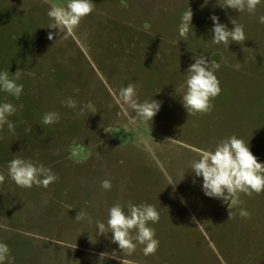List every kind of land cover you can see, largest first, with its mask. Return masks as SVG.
Returning a JSON list of instances; mask_svg holds the SVG:
<instances>
[{
    "label": "rangeland",
    "instance_id": "rangeland-1",
    "mask_svg": "<svg viewBox=\"0 0 264 264\" xmlns=\"http://www.w3.org/2000/svg\"><path fill=\"white\" fill-rule=\"evenodd\" d=\"M223 2L93 0L92 14L65 37L48 28L47 11L68 0H0V71L11 77L21 70L23 84L19 99L0 91V103L17 109L9 117L15 132L7 125L0 131L5 264H120L111 254L123 259L122 250L111 232L98 235L95 221L107 226L109 208L120 202L127 212L129 201L154 205L160 217L149 222L157 252L145 256L138 245L124 257L132 264H264V192L211 198L190 169L203 150L232 135L264 163V0L255 15L221 8ZM188 7L192 30L183 38L178 25ZM212 15L229 29L236 18L247 40L214 44ZM200 55L220 64L222 90L210 113L189 116L175 87ZM129 83L139 102H161L152 121L118 103ZM67 97L76 109L61 104ZM53 111L59 123L44 125ZM16 157L51 168L57 181L17 186L7 175ZM105 179L111 190L101 188ZM80 212L93 222L76 218Z\"/></svg>",
    "mask_w": 264,
    "mask_h": 264
},
{
    "label": "clouds",
    "instance_id": "clouds-1",
    "mask_svg": "<svg viewBox=\"0 0 264 264\" xmlns=\"http://www.w3.org/2000/svg\"><path fill=\"white\" fill-rule=\"evenodd\" d=\"M45 3L48 0H44ZM207 3V0H205ZM261 0H224L219 4L221 8H230L238 13L247 12L255 15L257 6ZM95 10L93 0H68L66 5L52 4L48 11L50 23L49 29H59L65 37L70 36L75 29L79 27L80 22L85 17L92 14ZM193 12L190 7L182 14L178 25L179 35L187 38L192 30ZM210 19L213 22L212 42L214 44L228 45L232 42L242 44L247 37L244 26L238 23L236 18L230 21L234 26L229 29L227 25L219 22V17L212 15ZM259 23L264 24V15L259 16ZM53 32L48 33V39L52 40ZM237 70L240 65L234 66ZM220 68L216 60L211 63L200 55L195 58L187 70V77L184 84L175 87L177 94L181 95L182 103L189 116L196 114H207L213 110L212 101L220 95L221 87L215 72ZM21 77V70H17L10 77L9 71H0V91L19 99L23 92V84L17 81ZM118 103L130 107L136 116L146 122L152 121L154 116L160 111L161 102L157 100L139 102L137 99L136 86L129 83L126 87L119 90ZM61 104L76 109L77 102L67 97L61 101ZM17 109L10 102L0 103V131H3L7 125L9 132H15V124L9 119L15 115ZM119 115V114H117ZM61 117L59 112H46L43 115L42 123L51 125L59 123ZM31 131V128L28 129ZM8 177L21 188H32L33 185L47 188L55 183L58 176L43 164L34 163L31 159L22 157L13 158L7 165ZM190 169L196 177L203 178L202 190L205 195L211 198H222L229 200L238 193L251 196L253 193L259 195L264 192V163L258 162V158L251 152L248 143L236 135L226 137L216 143L214 150H203L200 158L192 162ZM5 182V175L0 173V185ZM101 188L105 191L111 190V180L101 181ZM127 212L125 205L120 202L115 203L108 210L107 226L104 222L95 221L98 228V235L112 233V242L118 244L124 256L123 259L112 253L111 258L120 260V264H132L125 259L131 256L142 245V251L145 256L154 255L159 248V240L156 238L155 229L149 226V222H159V212L151 204H134L131 201L127 203ZM78 216L88 219L91 224L92 218L87 212H80ZM231 214H229V219ZM108 253H101L106 257ZM10 258V249L4 242H0V264H5Z\"/></svg>",
    "mask_w": 264,
    "mask_h": 264
}]
</instances>
